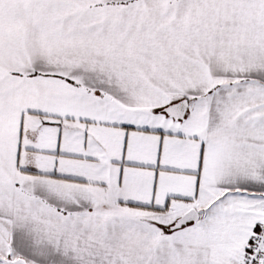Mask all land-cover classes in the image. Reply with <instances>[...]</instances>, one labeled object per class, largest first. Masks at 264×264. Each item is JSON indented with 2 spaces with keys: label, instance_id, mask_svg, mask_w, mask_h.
I'll return each instance as SVG.
<instances>
[{
  "label": "snow or ice",
  "instance_id": "snow-or-ice-1",
  "mask_svg": "<svg viewBox=\"0 0 264 264\" xmlns=\"http://www.w3.org/2000/svg\"><path fill=\"white\" fill-rule=\"evenodd\" d=\"M0 264H264V0H0Z\"/></svg>",
  "mask_w": 264,
  "mask_h": 264
}]
</instances>
